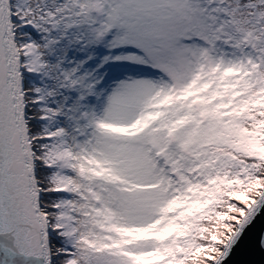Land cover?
Masks as SVG:
<instances>
[{"label": "snow or ice", "instance_id": "snow-or-ice-1", "mask_svg": "<svg viewBox=\"0 0 264 264\" xmlns=\"http://www.w3.org/2000/svg\"><path fill=\"white\" fill-rule=\"evenodd\" d=\"M0 264H264V0H0Z\"/></svg>", "mask_w": 264, "mask_h": 264}, {"label": "water", "instance_id": "water-1", "mask_svg": "<svg viewBox=\"0 0 264 264\" xmlns=\"http://www.w3.org/2000/svg\"><path fill=\"white\" fill-rule=\"evenodd\" d=\"M258 258V257H257Z\"/></svg>", "mask_w": 264, "mask_h": 264}]
</instances>
